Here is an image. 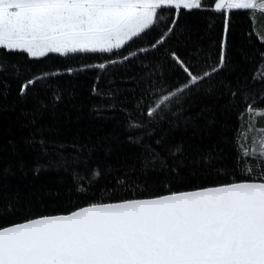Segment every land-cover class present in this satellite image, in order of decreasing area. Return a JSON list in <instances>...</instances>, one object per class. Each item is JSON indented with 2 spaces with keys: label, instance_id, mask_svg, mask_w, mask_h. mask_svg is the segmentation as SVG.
Returning <instances> with one entry per match:
<instances>
[{
  "label": "trees",
  "instance_id": "trees-1",
  "mask_svg": "<svg viewBox=\"0 0 264 264\" xmlns=\"http://www.w3.org/2000/svg\"><path fill=\"white\" fill-rule=\"evenodd\" d=\"M210 3L161 11L152 29L112 53L29 58L0 50V226L250 178L242 169L254 166L264 117L250 123L247 108L264 109V80L253 79L264 64V41L248 10L228 14L224 67L147 116L186 83L171 52L200 75L219 63L224 14L208 10ZM169 27L163 45L138 52ZM132 51L138 55L107 64ZM99 63L107 67H88ZM37 76L21 95V85Z\"/></svg>",
  "mask_w": 264,
  "mask_h": 264
},
{
  "label": "snow or ice",
  "instance_id": "snow-or-ice-1",
  "mask_svg": "<svg viewBox=\"0 0 264 264\" xmlns=\"http://www.w3.org/2000/svg\"><path fill=\"white\" fill-rule=\"evenodd\" d=\"M205 7V0H0V50L26 53L29 58L112 53L152 29L165 9L179 14L182 9ZM208 10L224 14L219 63L200 75L171 52L186 83L162 96L147 110L148 117L224 67L229 12L248 10L251 18L264 15V0H211ZM172 31L169 27L138 52L155 50ZM138 52L107 64L123 63ZM107 64L88 67L104 70ZM40 79L25 81L20 94ZM253 79L264 80V64L258 65ZM247 114L251 123L264 117V109L250 105ZM259 131L264 133V128ZM258 146L252 150L254 166L242 169L249 179L147 198L93 202L67 213L0 226V264H264V136ZM242 155L249 156V150ZM99 175L95 171L93 178Z\"/></svg>",
  "mask_w": 264,
  "mask_h": 264
},
{
  "label": "rangeland",
  "instance_id": "rangeland-1",
  "mask_svg": "<svg viewBox=\"0 0 264 264\" xmlns=\"http://www.w3.org/2000/svg\"><path fill=\"white\" fill-rule=\"evenodd\" d=\"M253 20L255 25V32L260 38H264V15H257L253 18Z\"/></svg>",
  "mask_w": 264,
  "mask_h": 264
},
{
  "label": "water",
  "instance_id": "water-1",
  "mask_svg": "<svg viewBox=\"0 0 264 264\" xmlns=\"http://www.w3.org/2000/svg\"><path fill=\"white\" fill-rule=\"evenodd\" d=\"M55 215V214H54Z\"/></svg>",
  "mask_w": 264,
  "mask_h": 264
}]
</instances>
